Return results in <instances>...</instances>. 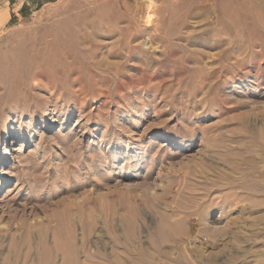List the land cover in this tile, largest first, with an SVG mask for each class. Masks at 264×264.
Listing matches in <instances>:
<instances>
[{
    "label": "rangeland",
    "instance_id": "obj_1",
    "mask_svg": "<svg viewBox=\"0 0 264 264\" xmlns=\"http://www.w3.org/2000/svg\"><path fill=\"white\" fill-rule=\"evenodd\" d=\"M2 157L0 264H264V0H25Z\"/></svg>",
    "mask_w": 264,
    "mask_h": 264
},
{
    "label": "bare ground",
    "instance_id": "obj_2",
    "mask_svg": "<svg viewBox=\"0 0 264 264\" xmlns=\"http://www.w3.org/2000/svg\"><path fill=\"white\" fill-rule=\"evenodd\" d=\"M151 18V17H150ZM149 19V18H148ZM153 21V20H152ZM74 38V37H73ZM62 39V38H61ZM68 39V38H67ZM130 39V38H129ZM75 40V39H74ZM64 41V40H63ZM150 41V40H149ZM155 41V40H154ZM58 43V42H57ZM54 45V44H53ZM69 45H64L62 47H64L65 49H67L66 51L68 52V49H70ZM61 47V46H60ZM64 49V50H65ZM71 50V49H70ZM69 50V51H70ZM79 51V50H78ZM71 53V52H70ZM62 55V54H61ZM69 56V54H67ZM80 61V60H79ZM81 62V61H80ZM69 64V63H68ZM70 68V67H69ZM83 70V69H82ZM84 71V70H83ZM92 71V70H91ZM90 72V71H89ZM84 73V72H83ZM89 75V74H88ZM133 83V82H132ZM131 84V82H130ZM235 88V87H234ZM134 89V88H133ZM235 91V89L233 90V92ZM14 126L13 125H9L5 128V131L3 133V138L2 141L4 144H11L12 143V135H13V131H14ZM142 149L141 145L138 144H132L130 145L122 154V158L123 159H131L133 157H135ZM6 158L7 157H2L0 158V166L4 165L6 163ZM6 183H2L1 185L4 186ZM219 222V221H218ZM220 224V223H219Z\"/></svg>",
    "mask_w": 264,
    "mask_h": 264
},
{
    "label": "crops",
    "instance_id": "obj_3",
    "mask_svg": "<svg viewBox=\"0 0 264 264\" xmlns=\"http://www.w3.org/2000/svg\"><path fill=\"white\" fill-rule=\"evenodd\" d=\"M25 0H0V29L6 27L19 15L20 3Z\"/></svg>",
    "mask_w": 264,
    "mask_h": 264
}]
</instances>
